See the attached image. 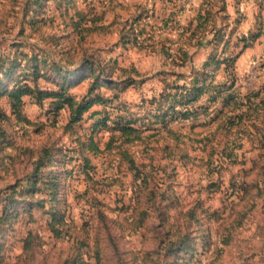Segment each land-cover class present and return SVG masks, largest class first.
<instances>
[{"label": "rangeland", "instance_id": "rangeland-1", "mask_svg": "<svg viewBox=\"0 0 264 264\" xmlns=\"http://www.w3.org/2000/svg\"><path fill=\"white\" fill-rule=\"evenodd\" d=\"M122 2L0 0V264H264V0Z\"/></svg>", "mask_w": 264, "mask_h": 264}, {"label": "crops", "instance_id": "crops-1", "mask_svg": "<svg viewBox=\"0 0 264 264\" xmlns=\"http://www.w3.org/2000/svg\"><path fill=\"white\" fill-rule=\"evenodd\" d=\"M209 0H123V7L117 6L112 12V19L121 14L125 22H141L143 30L153 29L165 34L164 30L174 34V25H187L190 14L208 6ZM218 9V7H217ZM170 15V16H168ZM123 16V17H122ZM119 17V16H117ZM168 17H170L168 19ZM140 28H142L140 23ZM167 34V33H166ZM138 37V33L136 34ZM158 35V34H157Z\"/></svg>", "mask_w": 264, "mask_h": 264}, {"label": "trees", "instance_id": "trees-1", "mask_svg": "<svg viewBox=\"0 0 264 264\" xmlns=\"http://www.w3.org/2000/svg\"><path fill=\"white\" fill-rule=\"evenodd\" d=\"M134 23V22H132ZM132 25V24H131ZM30 91V88H25V89H18L16 92H12V95H15V97L17 98V100H19V96L22 92H28ZM39 94H42L44 96H50V95H54L56 98L55 100L52 101V103L54 104V107L56 110L61 109L65 103H68V105L72 104V97L69 95H66L65 93V89H60V90H39L37 89ZM91 100H88L87 103H85L82 107L78 108V113L81 112V109H86L89 106ZM78 119V115H72L71 117V121H75Z\"/></svg>", "mask_w": 264, "mask_h": 264}]
</instances>
